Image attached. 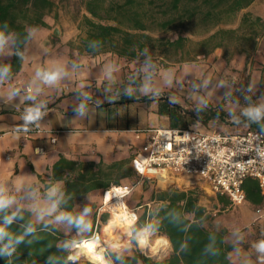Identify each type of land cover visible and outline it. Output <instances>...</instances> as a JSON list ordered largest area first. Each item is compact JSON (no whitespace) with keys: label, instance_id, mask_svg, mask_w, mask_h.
Instances as JSON below:
<instances>
[{"label":"crops","instance_id":"0c3cea01","mask_svg":"<svg viewBox=\"0 0 264 264\" xmlns=\"http://www.w3.org/2000/svg\"><path fill=\"white\" fill-rule=\"evenodd\" d=\"M43 20L48 25H51L49 19L43 17ZM33 27L37 30L23 45L24 59L21 61L19 70L12 72L13 75L10 77V82L0 85V155L3 152L5 154V159L0 158V185L4 187V194L15 201L9 208L14 210L19 208L29 210L30 219L34 222V213L30 207L33 201L30 194L35 191L37 196L43 199L48 188L56 185L64 193L63 207L77 211L81 210L85 205L93 208V222L95 226L97 206L101 202L104 189L110 185L118 183H135L130 195H127L125 198V203L129 207L136 209L138 215L143 212L149 213L158 208V206L167 204L174 193L183 192L184 196L179 198L178 203L183 205L187 198H192L195 208L196 206L201 207L200 217L196 218V221L202 220L201 225L207 231H218L222 233L224 243L229 245V249L227 250L229 260L233 264H246V262L247 264H255V253L251 245L257 238H259L260 230L264 229V192L261 190L258 180L253 177H246L243 181L245 199L241 203H233L228 195L212 192L207 184L196 176L170 174L166 179H140L139 175L130 164L132 156L139 150L137 144L133 142H127V146L124 148L127 149V152L123 153H118L116 146H113V150L109 155V152H106L105 154L101 153L102 150L98 143H88L78 140L80 138L75 137V135L78 134L77 132H88L93 130L97 133L105 134L104 137L102 135L100 136L102 142L99 143L109 144V138L106 134L108 131L116 133L127 131L134 132V129L136 128L133 127L118 126L117 123L114 127L110 126L114 120L117 121V117L115 119L111 118L107 110L112 108L110 107V104L115 100L100 101L98 100V97H106L108 93L111 94L113 92L112 90L114 89L112 88L106 91L110 84L112 85L125 81L126 68H124L123 65L125 63L131 65L137 61V58L131 59L119 56L111 51L97 52L94 54L87 53L81 48L79 50L72 47V38L62 30H59V33H57V30L54 32L55 27L49 28V26H27L26 28L29 32ZM6 36H8L9 42L4 51L0 53V61L11 60L13 54L12 37L10 34ZM64 47L68 51V58H70V61L73 60L75 55L78 57L76 64L87 65L89 67L96 66L100 69L99 74H96L95 78L90 79L85 77L84 79L99 83L102 92L100 95L93 93L87 94L91 99L86 101V103H91L93 105L87 108V111L82 118L77 117L73 112V109L76 108L80 102L75 103L73 108L67 107L66 109L62 108V110L58 111L57 109L54 110L50 107V102H56L59 98L57 95H41V97H39V99L48 102V111L43 117V120L46 121L42 124V131L30 132L27 135L21 132L24 138H28L30 137V134H34L35 137L31 139L30 143L32 146V152L37 153L40 156H48L49 158L48 162L40 168H35L32 163L26 160V154L23 150L25 146H28V143L25 139L9 137V139L1 142L2 138L10 131L15 132V129H11V126H17L22 123L20 116L23 107L25 106L24 104H21L20 98L15 101H9L6 98L9 91L13 88V83L19 81L15 88L21 89L27 84L24 78H22L21 73L26 60L30 59V56L28 55L29 52L40 48L43 50L49 49L57 51L60 48L64 49ZM109 64L116 66V71L111 76L108 73ZM161 71L163 70L158 72ZM126 76H131L132 79L135 77L134 73H129ZM141 77H143V75ZM76 79L82 81L80 78ZM185 80L188 81L189 76H186ZM136 91L134 93L135 99H151L150 95H144L138 90ZM22 96L23 92L21 93V98ZM78 96L83 97L80 93H78ZM128 99L129 98H127V100ZM205 100L207 101V105L211 106L217 105L220 102L209 104L208 102L211 101L208 98H205ZM13 105H19L21 110H14ZM101 106L105 107L101 109ZM50 114L54 116L51 117V119L49 118ZM216 118L219 119V117H215V119ZM83 120L86 123L94 120L100 126L91 129L75 128L72 126L74 125L73 123H79ZM45 127H50L52 130L48 131ZM231 127L236 126L233 125ZM77 129L80 131L75 132L74 130ZM234 129L235 131L232 132L226 130L220 131L226 133L241 131L240 129H237V127ZM50 137L55 138L54 142L50 141ZM45 138L48 139V142H45ZM135 139H138L142 145L143 136L140 138L135 137ZM107 155L110 158H106ZM12 159L14 164L9 162ZM19 159L25 160V163L27 161L28 172L34 176V180L27 184L19 183L17 185H3V181H5L8 173L13 171L10 177H12V175H18L17 160ZM168 179L169 181L163 183ZM161 180H163V182H161ZM256 208L262 209V213H257ZM193 211H195L194 208L184 212V215L189 218L190 221L194 220ZM196 212H199V210ZM107 215V213L101 215L99 226L105 223V217ZM152 218L153 217L150 219ZM49 226L61 235V239L57 243L58 245H62L63 241L71 240L75 235V229L66 232L63 226ZM235 228L241 229L245 236V240L239 245V247H241V254L239 256L235 254V248L237 245L235 244V238L232 235L233 229ZM158 236L160 235H157L156 237ZM164 237L169 243V248L167 249V251L169 250V253L172 249L171 243L166 236ZM76 238L80 239L79 237ZM167 251H165V253ZM249 257L251 258L249 259Z\"/></svg>","mask_w":264,"mask_h":264},{"label":"rangeland","instance_id":"374dc122","mask_svg":"<svg viewBox=\"0 0 264 264\" xmlns=\"http://www.w3.org/2000/svg\"><path fill=\"white\" fill-rule=\"evenodd\" d=\"M52 1L54 2L53 7L44 15V18L49 19L51 22V25L47 24V26H49V28L57 27V33H59V30L66 32V34L72 38V47L80 50L82 39L85 36V26L82 22V16L88 14L84 4L86 0ZM115 1L121 2L123 0ZM157 3L158 2L154 5L153 11L155 18L160 20L163 15L157 8ZM244 12H249L252 15H259L264 20V0H254L249 6L235 13L230 21L221 24V26H237ZM147 31L155 39H175L178 35L182 34L188 37V41L185 43L183 49L179 51L174 50L172 47H164L157 40H154L147 46V55L151 57L156 67V73L163 70L158 72L155 76L154 82L162 92V97L156 101H152V99L138 100L134 98L135 91H139V87L142 83L143 77L141 76L143 73L140 69L144 64L145 55L139 54L136 62L131 65H127L126 63L123 65V67L126 68L125 81L112 85L110 84L106 91L112 88L114 89L112 90L113 92L111 94L108 93L106 97H98L100 101L115 100L110 104L112 108L107 110L111 118L115 119L117 117V121L114 120L110 126L114 127L116 123L118 126H129L136 129L159 126H187L206 132L220 130L232 132L235 131L234 128L237 127V129L241 130L240 132H242V130L244 131L247 126L243 123L240 126L231 127L234 124L230 121L228 112L232 111L239 116L241 110L249 104L264 103V31L258 36L255 48L246 53H236L233 51L234 47L231 44L232 46H230V50L226 57L223 56L222 48H216L211 52L203 53L204 49H201L196 42L204 37L206 31L195 22L186 23L184 25H174L165 30L161 29L154 22ZM28 55L30 59L26 60L21 73L22 78H24L27 83L32 79L35 70L40 67L67 66L69 69V75L57 86L54 88H44L42 95H57V97H59L56 102L50 100V107L54 110L57 109L60 111L62 108H73L75 103H81L83 97H79L78 93L81 95L84 93L100 95L102 92L99 83L84 79L85 77L90 79L95 78L96 74H99L100 69L96 66L89 67L87 65H79V68L72 69L71 65L76 63L78 57L74 55L73 60L70 61V58H68V51L65 47L57 51L49 49L43 50L41 48L35 49L29 52ZM129 73H134L135 77L132 79L131 76H126ZM169 74L172 76V85L170 87L163 84L164 78ZM186 76H189L188 81L185 80ZM76 78H80L82 81ZM129 87L133 88V90L136 89L133 91L132 96H128L126 93V89ZM249 87H251L250 91ZM169 96L176 102H170L168 99ZM245 97H249V99H245ZM127 98L129 99L127 100ZM200 98H208L211 101L208 102L209 104H216L223 100L221 108L225 111L224 117L219 119H215V117L209 118V116L205 114L206 107L199 104ZM87 105L89 108L93 104L88 103ZM13 106L20 107L19 105ZM103 107L105 106H101V109H103ZM198 107L201 109L200 111H198ZM51 117L54 116L50 114L49 118L51 119ZM45 121L46 120L42 118L37 127L42 130V124ZM73 124L72 126L75 128L91 129L100 126L94 120L88 123L83 120ZM15 127L16 125L11 126V129H15ZM45 128L48 131L52 130L50 127ZM74 131L80 130L77 129ZM77 133L75 137L80 138L78 140L88 143H98L102 150L101 153L103 154L109 152L110 155L113 146H116L118 153L127 152V149H124L127 146V142L137 144L139 150L141 147L139 140L135 139V132L132 131L120 133L108 131L106 134L109 138V144L99 143L102 142L100 136L102 135L104 137V133L100 134L93 130ZM23 134L10 131L2 138L1 142L9 139V137L25 139L28 143V146H25L23 150L26 154V160L32 163L35 168H40L48 162L49 158L48 156H40L32 152L30 143L31 139L35 137L34 134H30L28 138H24ZM45 139V142H48V139ZM0 158L5 159L4 152L1 153ZM106 158L110 157L107 155ZM27 161L25 163L23 159L17 160L18 175H12V177H10L13 171L8 173L5 181H3V185L27 184L33 181L34 176L28 172ZM9 162L14 164L13 159ZM167 181H169V179L164 182L161 180L163 183ZM99 236L103 237L105 239L104 241H113L103 233V229L100 230ZM155 239L156 237L152 239L151 243H153ZM168 251L162 253V251L154 252L149 249V255L155 259H160L166 256Z\"/></svg>","mask_w":264,"mask_h":264},{"label":"trees","instance_id":"16d2710c","mask_svg":"<svg viewBox=\"0 0 264 264\" xmlns=\"http://www.w3.org/2000/svg\"><path fill=\"white\" fill-rule=\"evenodd\" d=\"M254 0H86V12L82 16L85 26V36L80 48L87 53L111 51L119 56L135 59L143 49L157 40L164 47L182 50L188 37L180 34L175 39H155L148 33V29L155 22L165 30L174 25L197 23L206 31L204 37L196 43L203 53H208L216 48H222L223 56H227L230 46L236 53H246L255 48L258 36L264 31V20L259 15L244 12L237 26L226 27L221 24L230 21L234 14L249 6ZM163 15L158 20L154 16V5ZM52 0H0V30L5 35L12 37V58L9 61H0V65L11 64L12 72L19 70L23 45L28 37L27 26H47L43 20L45 13L53 7ZM7 23V28H5ZM90 40H100L102 49L93 52L88 48ZM232 44V45H231ZM223 100L217 105H207L205 114L210 117L223 118L225 111L222 109ZM208 118V117H207ZM256 126L252 125L251 127ZM246 127L244 130L251 128ZM184 128V127H179ZM133 157V156H132ZM132 159V158H131ZM183 192L174 193L167 204H162L149 213L137 214L141 221L160 226L158 235L166 236L171 243V251L160 259H151L135 252L142 264H233L228 256L229 245L224 243L222 233L207 231L201 224V207L193 203L192 198H187L182 205L178 203L183 197ZM195 209L194 220L190 221L184 212ZM18 210V211H17ZM199 212H196L198 211ZM16 212V218L8 224L6 230L13 236L24 233L33 221L27 209L6 208L0 211V225L5 223V217ZM148 214V215H147ZM148 216V217H147ZM177 218L173 223V217ZM153 217L152 219H150ZM108 215L105 217V223ZM94 231V230H93ZM61 235L48 226L37 225V230L25 236L24 240L16 245V251L11 258L0 255V264H60L57 258L66 255L62 246L58 247ZM8 238L0 241V248L7 243ZM183 244L184 250H180ZM215 253V254H214ZM49 257H52L50 260ZM78 264H89L81 258ZM136 264V261H132Z\"/></svg>","mask_w":264,"mask_h":264},{"label":"clouds","instance_id":"9594fccd","mask_svg":"<svg viewBox=\"0 0 264 264\" xmlns=\"http://www.w3.org/2000/svg\"><path fill=\"white\" fill-rule=\"evenodd\" d=\"M5 28H7V23H5ZM37 29L32 28L28 32V37H32ZM9 42L8 36L5 32L0 30V53H2ZM103 43L100 40H90L88 48L93 52H97L102 49ZM148 49L145 47L142 51V55H145V61L140 69L143 73L142 83L139 87V91L144 95H150L152 101L158 100L162 96L160 88L155 84L156 67L150 56L147 55ZM17 55L21 57L23 61L24 56L22 53L17 52ZM80 66L76 63L71 65L72 69H77ZM116 71V66L109 64L108 73L113 75ZM12 66L11 64L0 65V85L10 82V77H12ZM69 75V69L67 66H54V67H40L35 70L32 79L21 88H12L8 95L7 100L15 101L20 98L21 104H24L20 120L22 123L15 127L16 133H29L32 131L33 127L38 126L39 122L45 116L48 111V102L43 99H39L44 92V88H54L57 86L65 77ZM207 83V82H206ZM165 86L172 85V76L169 74L163 80ZM251 87H249V91ZM133 88L129 87L126 89L128 96L133 95ZM23 96L21 98V93ZM83 99L81 103L78 104L76 108L73 109L75 115L79 118L84 117L88 105L86 101L91 99L87 93L82 94ZM170 102H176L171 96L168 97ZM249 99V97H245ZM30 102V103H25ZM199 104L202 106H207V101L203 98L199 99ZM201 109L198 107V111ZM228 117L230 121L235 126H240L242 123L247 127L252 125L257 126V131L254 134V139L259 141L261 137H264V103L259 104H249L244 107L240 115L237 116L236 113L229 111ZM184 138H189L188 133L184 134ZM185 144H187L185 142ZM192 148L195 149V158L199 159L202 155L206 154L211 157V152H206L204 150V145L201 141H196L192 144ZM181 155L180 159L176 161L178 164H187L189 162V156L192 155V151L188 147H183L180 149ZM188 153L189 155H184ZM264 154V153H262ZM211 161H209L210 163ZM135 167L138 171H143L140 165L137 163ZM4 187L0 185V211L9 208L15 201L12 198L7 197L4 194ZM117 196L130 195L129 189L124 188L122 190L115 191ZM33 203L31 204V209L34 213V222L30 223L25 229L24 233L13 237L7 230L8 224H11L13 219L16 218V212H12L10 215L5 217V223L0 225V241H4L7 237V243L0 248V255L11 258L13 253L16 251V245L20 244L26 235L34 233L37 230V225H44L47 229L49 225L60 227L63 226L66 232H70L75 229V235L71 240H66L62 242L63 250H65L66 255L57 258L60 264H78L81 258L86 259L89 264H132V261H136V264H142V262L136 257L135 252L139 251L145 257L151 259L149 256V249L151 241L156 237L160 231V226L154 223L148 222V219L141 221L136 215L135 211L129 209L128 219L131 221L127 226V231L123 234L117 233V241H104L101 246L94 250L93 255L97 257L96 259L90 258L82 250V246L85 243H91L94 238L96 241H100V236L98 233H94V222L93 208L85 205L81 210H69V208L63 207L64 204V193L56 185L48 188L44 194L43 199L37 196L36 192L33 191L31 194ZM113 190L109 189L106 193V197H112ZM118 206H125L123 197H121L120 204ZM18 211V210H17ZM177 218L173 217V223H176ZM232 235L235 238V254L239 256L241 254V247L239 245L245 240V236L241 229H233ZM79 237L80 239H77ZM184 245H180V250H184ZM255 253V264H264V229L259 232V238L251 245ZM215 254V253H214ZM251 257H249L250 259ZM51 260L52 257H49ZM9 264H11V259H9ZM247 264V262H246Z\"/></svg>","mask_w":264,"mask_h":264},{"label":"built area","instance_id":"2783aa9c","mask_svg":"<svg viewBox=\"0 0 264 264\" xmlns=\"http://www.w3.org/2000/svg\"><path fill=\"white\" fill-rule=\"evenodd\" d=\"M18 83L19 81L13 83V88ZM13 108L16 111L21 110L18 106ZM41 131L38 127H33L30 132ZM256 131L257 126L234 133L203 132L188 127L134 129L136 137L143 136V143L140 150L133 155L130 164L140 179H156L162 173L196 176L204 181L212 192L226 194L233 203H241L245 199L243 181L246 177L256 178L264 192V154H262L264 153V137H261L259 141L255 140ZM186 132L189 138H184ZM54 140V137H50L51 142ZM196 141L202 142L204 150L211 152V157L204 154L199 159L195 158V149L192 148V144ZM183 147H188L192 151L189 162L184 165L176 163L180 159V149ZM184 155L189 154L184 153ZM209 161L211 162L209 163ZM137 163L143 171L136 169L135 164ZM134 186L135 183H118L104 189L102 200L96 209L94 233L99 234L103 228L104 224L99 226L103 213L108 214L107 221L114 216V211L119 207L125 209L127 215L129 209L135 211L137 215L136 209L129 207L126 203V207L118 206L121 197L125 202L127 195L121 193L120 196H117L115 193V191L124 188H128L131 193ZM109 189L113 190L112 197L105 196ZM261 210L256 208L257 213H262ZM104 240L103 237H100V244Z\"/></svg>","mask_w":264,"mask_h":264},{"label":"bare ground","instance_id":"6f19581e","mask_svg":"<svg viewBox=\"0 0 264 264\" xmlns=\"http://www.w3.org/2000/svg\"><path fill=\"white\" fill-rule=\"evenodd\" d=\"M168 175L162 173L159 178L166 179ZM114 220V221H113ZM113 221V222H109ZM131 221L128 219L127 212L122 207H119L114 211V216L109 218V220L103 225V233L111 238L113 241L118 240L117 233L123 234L127 231V226ZM101 246L99 241H96L94 238L91 243H85L82 246V250L87 254L88 257L96 259L93 255L95 249ZM169 248V243L166 238L162 235L156 237L153 243L150 244V249L154 252H165Z\"/></svg>","mask_w":264,"mask_h":264},{"label":"water","instance_id":"95a60500","mask_svg":"<svg viewBox=\"0 0 264 264\" xmlns=\"http://www.w3.org/2000/svg\"><path fill=\"white\" fill-rule=\"evenodd\" d=\"M55 30H57V27L54 28V32H55ZM161 97H162V96H161ZM152 182H153V180H152Z\"/></svg>","mask_w":264,"mask_h":264},{"label":"snow or ice","instance_id":"6c2138e0","mask_svg":"<svg viewBox=\"0 0 264 264\" xmlns=\"http://www.w3.org/2000/svg\"><path fill=\"white\" fill-rule=\"evenodd\" d=\"M119 191V190H118Z\"/></svg>","mask_w":264,"mask_h":264}]
</instances>
